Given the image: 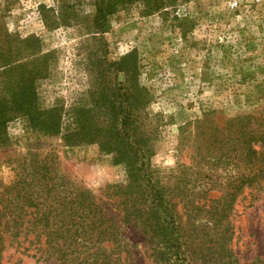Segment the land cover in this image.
I'll list each match as a JSON object with an SVG mask.
<instances>
[{"label": "rangeland", "instance_id": "374dc122", "mask_svg": "<svg viewBox=\"0 0 264 264\" xmlns=\"http://www.w3.org/2000/svg\"><path fill=\"white\" fill-rule=\"evenodd\" d=\"M164 1V10L150 16H143L137 6L119 11L100 36L89 29L93 0H0V55L12 56L13 67L26 64L28 69L38 68L47 56L42 67L45 77L37 76L33 84L34 103L41 111L61 107V133H66L71 129V107H92L99 95L115 100L100 89L126 85L111 65L133 53L138 74L129 75L127 85H140L149 94L145 125L156 178L167 189L182 188L178 167L183 164L195 172L202 168L198 184L209 187L212 181L218 186L225 182L227 170L216 166L214 175L206 176L208 170L192 157L203 142L194 136L199 132L196 123L207 115L201 131L211 133L242 114L264 116V0ZM48 11L49 27L54 23L50 28L42 21V13ZM27 37L39 41L38 52L17 56L20 40ZM8 68L0 60V74ZM8 79L0 75V99L16 85L1 83ZM13 117L4 127L7 142L0 146V187L12 182L20 161L30 165L47 155L59 175L90 191L108 209L134 263L152 264L145 236L140 228L124 222L118 209L113 188L127 183L125 166L96 143L67 145L59 136L30 127L24 117ZM188 133H192L189 139ZM177 209L189 264L264 262V191L242 190L228 217L219 223L207 207L199 211L187 204ZM37 258L34 251L21 255L7 248L2 263L55 264Z\"/></svg>", "mask_w": 264, "mask_h": 264}, {"label": "trees", "instance_id": "16d2710c", "mask_svg": "<svg viewBox=\"0 0 264 264\" xmlns=\"http://www.w3.org/2000/svg\"><path fill=\"white\" fill-rule=\"evenodd\" d=\"M165 4L164 0H93L89 29L102 36L109 29V18L119 11L137 6L143 16H150L163 11ZM50 13H42V21L47 27ZM59 22L64 24L60 19ZM38 48L39 41L27 37L20 40L16 54L36 53ZM5 54L0 55V60L2 66L9 68L0 75L9 79L1 80V83L16 82V85L7 89L0 99V146L7 142L4 127L14 115L24 117L32 128L38 127L47 135L59 136L67 145L98 144L102 152L125 166L127 183L113 188L119 198L118 209L122 220L140 228L145 236L152 253V264H189L179 205H192L199 211L207 207L219 223L220 219L228 217L242 190L257 187L264 191L262 114L248 113L230 118L224 128L214 129L211 133L201 131L207 115L198 120L196 130L199 132L194 136L202 138L203 142L195 147L192 157L204 165L203 170H208L206 176L214 175L216 166L227 170L225 182L217 186L210 181V186L204 187L197 183L202 179V168L195 172L180 164L178 176L183 177L185 185L174 191L167 189L156 178V171L151 169L150 134L144 113L149 94L140 85H127L128 76L138 74L133 53L111 65L117 74L123 75L126 85H118L117 90L102 85L100 89L106 97L108 92L115 100L110 102L99 95L92 107H71L68 112L71 129L66 133H61V107L41 111L34 103L33 84L37 76L45 77L46 71L42 67L46 66L44 59L47 56L38 68L28 69L26 64L13 67L14 63L10 64L12 56ZM191 134L188 133L186 138L189 139ZM47 157L45 155L39 163L30 165L24 160L18 162L12 169L15 173L12 182L0 187V264H3L7 248L21 255L34 251L38 254L37 259L53 260L55 264H136L108 209L97 202L90 191L74 186L59 175ZM189 184L193 186L188 189ZM219 186L221 189L217 191ZM214 191L218 195L213 197ZM187 198L189 200L185 201ZM202 199L205 202L200 203ZM25 243L26 246L21 247ZM32 245L34 249L31 250ZM227 264H235V260ZM251 264L264 262L255 260Z\"/></svg>", "mask_w": 264, "mask_h": 264}]
</instances>
